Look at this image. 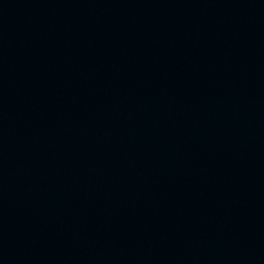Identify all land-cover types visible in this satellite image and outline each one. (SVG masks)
<instances>
[{
  "label": "water",
  "instance_id": "95a60500",
  "mask_svg": "<svg viewBox=\"0 0 264 264\" xmlns=\"http://www.w3.org/2000/svg\"><path fill=\"white\" fill-rule=\"evenodd\" d=\"M0 264H264V0H0Z\"/></svg>",
  "mask_w": 264,
  "mask_h": 264
}]
</instances>
